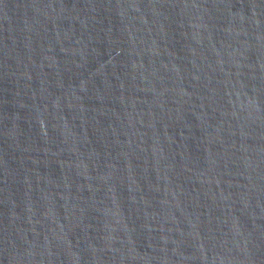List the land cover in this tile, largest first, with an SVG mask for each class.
<instances>
[{
  "label": "water",
  "instance_id": "95a60500",
  "mask_svg": "<svg viewBox=\"0 0 264 264\" xmlns=\"http://www.w3.org/2000/svg\"><path fill=\"white\" fill-rule=\"evenodd\" d=\"M0 264H264V0H0Z\"/></svg>",
  "mask_w": 264,
  "mask_h": 264
}]
</instances>
